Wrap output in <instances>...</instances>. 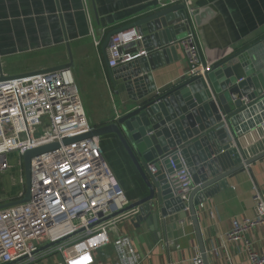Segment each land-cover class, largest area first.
I'll return each mask as SVG.
<instances>
[{"label": "built area", "instance_id": "2783aa9c", "mask_svg": "<svg viewBox=\"0 0 264 264\" xmlns=\"http://www.w3.org/2000/svg\"><path fill=\"white\" fill-rule=\"evenodd\" d=\"M171 4H184L193 25V32L180 42L191 63L188 79L205 78V73L211 72L217 63H205L201 58V38L194 25L197 9L191 0H171ZM138 41L141 36L133 31L112 36L107 49L108 69L146 58L148 52L143 47H132ZM1 76L5 79L0 80V171L8 169L11 154L22 159L26 152L43 146L59 147L31 160L30 200L0 209V264L22 258L27 259L19 264L34 263L38 249L55 242L59 243L48 252L62 255L59 264H94V255L108 246L114 248L117 264H139L133 240L120 232V225L136 220L140 210H127L133 203L105 159L102 138L92 136L64 144L94 128L72 70ZM247 102L244 98L243 104ZM249 110L243 112L249 115L245 123L252 121L254 126L241 136L258 128L264 132V110ZM257 118L261 120L256 122ZM232 146L240 151L243 160L252 158H247L234 136ZM166 159L168 165L164 163ZM148 171L157 179L164 177L169 191L164 204L179 201V205H184L182 211L188 212V200L195 186L187 159L180 153L169 155L149 165ZM253 189L255 217L234 221L226 239L244 243L248 264H264V254H259L245 238L249 232L264 229V193L257 185ZM195 264H204L202 258H196Z\"/></svg>", "mask_w": 264, "mask_h": 264}, {"label": "crops", "instance_id": "0c3cea01", "mask_svg": "<svg viewBox=\"0 0 264 264\" xmlns=\"http://www.w3.org/2000/svg\"><path fill=\"white\" fill-rule=\"evenodd\" d=\"M191 2L197 12L204 14L202 26L194 25L201 38V58L205 63H218L264 38V0ZM175 5L178 4H171V0H0V76H21L67 64L71 52L74 64H80L87 71L86 82L91 94L97 95L99 100L101 95L99 109L93 114L85 111L86 115L93 127L107 125L121 116L132 101L124 83L120 80L115 85L111 79L107 52L102 50L107 36ZM96 41L101 42L100 46H96ZM154 51L159 55L157 62L160 65L152 71L153 82L145 84L143 81L142 88L146 90L153 85L155 91L152 94H162L188 79L191 63L180 44L176 47V59L170 52L160 57L165 50L154 48ZM16 58L22 59L24 64L34 58L35 62L45 66L33 70L29 67L13 69L8 62L12 63ZM114 90L122 103L120 109L111 108L109 102L108 97ZM238 141L247 158L264 151V132L260 128L239 137ZM113 172L120 182L121 174L115 169ZM226 182L212 197H206L202 206H197L208 263L248 264L244 243L229 242L226 235L232 230L234 221L255 217L253 187L257 185L264 193V158L232 174ZM143 184L146 196L148 190ZM127 185L133 194H137L135 185ZM199 197L201 195L196 196ZM141 198L129 200L133 203ZM177 207L159 205L157 223L151 221L139 225L136 220H128L120 225V232L133 240L140 256L139 264H195V259L201 257L190 213ZM184 213L186 217L182 218ZM245 238L259 254H264L263 228L249 232ZM50 253L47 250L38 254L34 263L59 264L62 261L60 253ZM94 257V264H117L112 246Z\"/></svg>", "mask_w": 264, "mask_h": 264}, {"label": "water", "instance_id": "95a60500", "mask_svg": "<svg viewBox=\"0 0 264 264\" xmlns=\"http://www.w3.org/2000/svg\"><path fill=\"white\" fill-rule=\"evenodd\" d=\"M201 14L202 12L196 11L194 16L197 26H202L204 14ZM126 31H133L141 36V41L132 44L134 49L143 47L148 52L146 58L110 70L115 85L120 80L124 83L126 92L131 96V104L124 109L121 116L109 124L94 127L89 134L66 140L64 144L92 136H114L119 140L148 190L146 196L127 208H139L140 215L136 219L139 225L142 222L157 223V208L159 205H165L169 192L164 177L160 174L158 179L153 177L148 171V166L156 163L157 159L180 153L191 167L195 188L188 200L189 213L202 261L209 264L197 206L202 204L206 197H212L222 189L229 176L264 158L263 151L243 160L240 151L232 146L233 136L238 139L243 132L254 126L252 121L245 123V117L249 115L248 112H243L247 109H250V112L264 110V38L215 64L211 72L205 73V78L197 76L187 79L172 91L152 94L155 91L153 85L146 90L142 87L143 81L145 84L153 82L152 71L160 65L157 62L159 55L154 48L165 50L160 57L170 52L176 59V47L193 32L186 6L178 4L159 10L121 30L111 32L103 44V53L107 52L112 36ZM69 54L70 62L67 64L29 74L72 70L75 64L71 52ZM2 79L5 77L0 76V80ZM244 98L248 100L246 104H243ZM260 120L257 118L256 122ZM58 147L59 144L43 146L22 156L26 176L25 196L16 202L0 205V209L30 200L31 160ZM164 163L168 165V160ZM158 167L160 168V165ZM197 195L201 197L196 198ZM179 204L180 202L175 200L166 203L175 208L180 206L182 210L184 205ZM181 217L185 218L186 213ZM58 243L42 246L36 254ZM25 259L27 258L9 264H19Z\"/></svg>", "mask_w": 264, "mask_h": 264}, {"label": "rangeland", "instance_id": "374dc122", "mask_svg": "<svg viewBox=\"0 0 264 264\" xmlns=\"http://www.w3.org/2000/svg\"><path fill=\"white\" fill-rule=\"evenodd\" d=\"M39 59L41 58L39 57ZM8 63V65H11L13 69H25L26 67H29L33 70L37 69L38 66H45V64L35 62L34 58H31V61H27L25 64L22 59L18 60V58L12 60V63H10V61ZM73 74L76 78L75 81L80 91L83 107L88 114H93L97 109H99L100 104L102 103L101 95L99 100L97 95L94 96L91 94L86 82L87 71L83 70L80 64H75ZM116 91L117 90H114V93H111L108 98L111 108H114L115 106L120 109L122 103L118 98ZM102 143L105 144L103 149H106V152L104 151L106 161L109 162V158L111 159L109 165L112 168V171L113 169H118L123 174L122 167L118 161L119 156L112 147L113 145L111 144V139L106 136L103 138ZM106 156L109 158L107 159ZM7 161L8 169L0 171V205L18 201V196L26 191V176L24 173L22 159L17 154H11L8 156ZM22 181L24 182L22 183ZM37 262L34 264H38Z\"/></svg>", "mask_w": 264, "mask_h": 264}, {"label": "trees", "instance_id": "16d2710c", "mask_svg": "<svg viewBox=\"0 0 264 264\" xmlns=\"http://www.w3.org/2000/svg\"><path fill=\"white\" fill-rule=\"evenodd\" d=\"M108 137L109 139L111 138V144L113 145L112 147L114 151L117 153V155L119 156L118 161L120 162V165L123 171V174H122L118 169H115L116 171H118L117 174L119 173L121 174L120 182H118L120 187L125 191V194L128 196V199L130 200H133L138 197H143L146 193V188L143 184V180L138 175L133 164H131V161L126 151L124 150L123 146L121 145V143L114 136L113 137L108 136ZM104 145L105 144L102 143V147ZM103 151L106 152V149L104 148ZM106 158L108 159L109 157L106 156ZM110 160L111 159L109 158V162ZM128 183L129 185L131 183L135 185V191L137 192V194L132 193V191L130 190L131 188L127 185Z\"/></svg>", "mask_w": 264, "mask_h": 264}]
</instances>
